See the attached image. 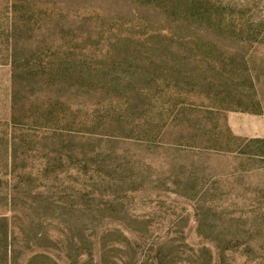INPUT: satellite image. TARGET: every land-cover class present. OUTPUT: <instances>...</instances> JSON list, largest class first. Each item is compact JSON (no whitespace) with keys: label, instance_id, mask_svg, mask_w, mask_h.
Instances as JSON below:
<instances>
[{"label":"rangeland","instance_id":"374dc122","mask_svg":"<svg viewBox=\"0 0 264 264\" xmlns=\"http://www.w3.org/2000/svg\"><path fill=\"white\" fill-rule=\"evenodd\" d=\"M0 264H264V0H0Z\"/></svg>","mask_w":264,"mask_h":264}]
</instances>
